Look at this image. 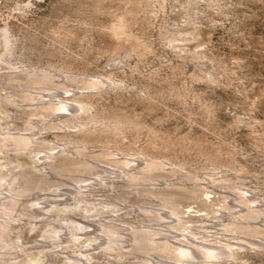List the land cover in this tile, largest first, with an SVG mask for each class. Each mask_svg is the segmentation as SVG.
I'll list each match as a JSON object with an SVG mask.
<instances>
[{"label":"rangeland","instance_id":"obj_1","mask_svg":"<svg viewBox=\"0 0 264 264\" xmlns=\"http://www.w3.org/2000/svg\"><path fill=\"white\" fill-rule=\"evenodd\" d=\"M189 1L0 0V33L5 25H9L14 35L12 47L0 41V60L16 63L17 66L13 64L16 67L50 69L58 82L65 83L57 89L59 96L52 95L55 102L76 94V100L88 97L92 106L90 114H59L62 118L56 122L64 129H44L41 119L32 117L27 106L32 102L20 99L19 104H10L3 103L0 98V128L5 126L3 131L16 128L14 131L24 132V124L30 118L39 122V127L18 136L16 149L7 146V154L0 153L2 163L10 162V156L18 163H26L25 154L38 149L36 144L40 142L47 146L54 143L65 145L67 141L61 137L65 133L77 138L78 128L68 129L63 124L69 118L78 117L75 125L86 122L90 116H100L106 121L120 118L128 123L118 134L100 133L94 142L74 139L73 144L66 145L75 158L98 162V168L83 175L85 179L81 183L71 176L59 175L49 165L46 169L39 165L36 173L48 175L50 178L47 179L60 187L38 189L23 200L119 203L122 208L119 220L139 228L164 230L157 238L168 239L174 245L184 244L181 231L188 232L193 225L194 232L201 233L196 239L193 237L196 242H202L201 238L228 241V236L237 233L222 232L220 224L231 219L230 211L224 209L206 216L205 211L199 212L200 206L204 208L199 200H188L184 207H180L188 212L182 225L186 230L180 226L179 231L172 227L176 219L170 220L168 215L167 219H148L138 210L140 205L162 213L168 211L159 198L142 195L140 191L186 184L199 188L203 199L211 197L215 200V210H220L226 201L235 206L232 211L238 212L240 207L237 206H242L239 199L244 197L252 202V206L264 211V0H214L211 4L207 0H194L195 5ZM126 8H133L135 13L131 14L133 21L129 28L132 39L121 41L123 46L110 38L107 30ZM6 67L5 63H0V76H4L0 77V96L23 91L7 83L5 75L9 70L4 69ZM67 74L90 81L111 79L117 86L97 91L83 90L82 85L70 81ZM66 90L70 93L65 94ZM82 143L87 144L86 156L76 150L83 146ZM12 150H18V154ZM104 153L110 154L109 157L103 155L106 161L111 158L136 160L125 166V172L133 173L140 171L137 169L138 160L159 158L165 163L164 173L168 177L153 183L129 182L123 173L119 176L122 165H110L104 159H101L102 163L95 161L94 157ZM172 170L177 171L175 175ZM188 173L197 178L187 180L184 176ZM103 178L105 181L101 180ZM76 184L88 186L84 189L87 193L77 195ZM71 216L87 228L78 232L76 250L59 249L64 255L52 256L54 264H64L65 256L74 258L78 252L86 254L82 250L88 248V241L94 236L91 234L100 235L99 226L104 222L102 216L85 218L79 213ZM113 216L117 217L114 208L110 207L108 218ZM253 223L264 231V214ZM121 225L128 227L127 224ZM40 228H44L41 235L48 230L44 224H40ZM62 233L68 240L72 239L69 230ZM30 234L34 240L36 232ZM36 238L42 240L39 236ZM259 238L264 240V235ZM98 244L100 242L90 248L92 256L94 253L98 255L94 264L123 261L119 260L116 251L96 250ZM33 245L30 242L29 246ZM234 249L238 252L237 246ZM39 250L34 246L30 254L46 252ZM240 250L236 259L225 257L217 264H264V250L257 247ZM137 252L128 255L124 264L167 261L161 251ZM44 264H47L46 259Z\"/></svg>","mask_w":264,"mask_h":264},{"label":"bare ground","instance_id":"obj_2","mask_svg":"<svg viewBox=\"0 0 264 264\" xmlns=\"http://www.w3.org/2000/svg\"><path fill=\"white\" fill-rule=\"evenodd\" d=\"M193 1L194 0H190V4L193 3ZM207 1L210 4L214 2V0ZM135 5L138 4L135 3ZM193 5L195 4L193 3ZM133 13H135L133 8L132 10L128 8L126 11L119 13L117 19L115 18L116 20L109 25L108 30L106 29L110 38L120 43L121 41H126L128 38L129 40L132 39L131 35H129V28L131 27V21H133L131 16ZM13 36L10 26L5 25L0 33V41H3L6 46L12 47L14 44ZM123 43L124 42H122L121 45ZM137 43L139 44V42ZM134 50L136 51L137 49L135 48ZM0 63H5L8 66L4 68L9 70L5 75L7 83L12 87L23 89V91L19 93H7L5 96H0L1 101L10 104H19L20 99L32 102L27 106L29 110H31L32 117L41 119L40 122L43 123L44 129H64L56 122L58 118H62L59 114H71L73 116L79 113L90 114L92 106L90 105L88 97L85 99L80 98L81 100L78 101L74 98V96H76V94H74V96L61 99L59 102L54 101L52 95L55 97L59 96L60 93L57 89L65 86V83L61 80L58 82L52 70L46 68L40 69V67L32 68L23 65L16 67V63L5 60H0ZM13 64H16V66ZM50 67L54 68V66ZM67 78L76 84H81V89L83 90L90 89L97 91L103 89V87L117 86L114 80L111 79L109 81H90L87 79H78L73 74H67ZM32 89L46 91L49 92V94L36 93L32 91ZM69 93V90L65 91V94ZM82 96H86V94H82ZM72 100H74V102H72ZM73 103H77L78 105H74ZM77 119L74 117L69 118L63 123L68 129L78 128L79 132L77 138L76 136L73 138L72 135L68 133L62 134L61 137L67 141L65 145L54 143L47 146L45 143L40 142L36 144L38 149L31 150L29 153L25 154L27 162L24 164H21L22 161L18 163V161L14 160L11 156L10 162L6 160L2 163L0 161V264H44L45 259L47 264H54V262H52V256L64 255L61 251L65 249L76 250L75 243L77 241L76 237L78 232H82L87 228L80 220L77 221L71 216L77 213L85 218L102 216L104 222H99L100 235L91 234L94 236L89 239L88 248L82 250V252H86V254H80V252H78V256H74V258L65 256L64 264H94V258H98V255L94 253V256H92L90 248H92V246L95 248V243L97 242H100V244H98L100 246H96V250L100 249L102 251L105 249L108 252L116 251L119 260H123L119 264H124L126 257L130 254H135L136 251L145 254L161 251L165 253L167 257V261L157 260V262H153V260H148V262L144 264H217L223 261L225 257L236 259V254H240L242 251L240 249L251 250L257 247L260 250H264V240L259 238L261 235H264V231L253 223L264 214V211L252 206V202L250 203L248 200H245L244 197H240L241 200L239 199V204L243 207L237 206L240 207L238 212L232 211L235 206L226 201H223L220 210H215L213 208L215 200L211 199V197L203 199L199 188H191L186 184L177 185L170 189H144L140 191L142 195L159 198L163 201V206L167 208L168 211L162 213L159 210H153L140 205L137 206L138 210L145 214L148 219L162 220L170 217V220H172V218H174L176 222H172L174 223L172 227L178 228V230L181 231L180 226L183 225L184 215L188 214V212L185 213L180 207H184L188 200H199L200 204L204 207L201 208L200 206L198 208L199 212L205 211L206 216L217 214L224 209L230 211L231 219L226 223L222 221L220 224L222 227L221 231L237 233L236 236H228V241L225 242L221 239L216 242V240H205V238H201L202 240L200 239L202 242H196L192 240L193 237L195 236L196 239L201 233L194 232L196 229H194L195 226L193 225L188 228V232L181 231L182 234L180 236L185 239L181 242L184 244L174 245L172 242H169L168 239L157 238V236L164 233V230L156 228L150 229L151 227L139 228L138 226H134V224H128L126 221L119 220L120 216H118V214H120L122 210L119 203L108 204L102 202V200H23L31 196L38 189H58L60 187L59 184H52L47 179L50 178L48 175L45 177L41 172V174H37L38 172L36 173V170L39 169V165L44 168L49 165L52 167V170L59 175L64 177L71 176L76 179L78 183H81V180L85 179L83 175H87V173H91L98 168L96 164L98 162L94 163V161H90L86 158H75L73 154L67 150V144H73L74 139L91 143V140L100 133L118 134L128 125L127 122V124H125V121L122 119L123 122L120 118L106 121L100 116L95 118L94 116H90L88 118L89 120L86 122L75 125ZM37 121L32 118L26 121L23 129L24 132H20V130L14 131L16 128L5 132L3 131L5 126H2V128H0V153L7 154L5 151L7 146L16 149L19 146L18 136H22V134H26V132L39 127V122ZM96 138L94 140H96ZM82 144L83 146L76 148V150L79 154L86 156L85 150H88V148H86L87 144ZM30 146H34V144H30ZM41 146L44 147L41 148ZM56 150H58L57 153H55ZM12 151H16V154H18V150ZM103 155L107 157L110 156L109 153H104L94 157L95 161L99 160L102 163L101 159H104L103 161L110 163V165L115 164L117 167L122 165V167L120 166L122 172L120 171L119 176L123 173V176H125L126 179L128 178L127 181L129 180V182L153 183L168 177V175L164 173L165 163L159 158L151 157L149 159H142V161L138 160L137 169H140V171L133 173L131 171L125 172V170L127 171L125 166H130L131 163L136 162V160H116L114 158H111V160L107 158L108 160L106 161ZM45 171H48V169ZM172 171V175H175L177 172L174 170ZM33 173L35 174L33 175ZM109 174H111V172ZM72 178L70 179L72 180ZM184 178L190 181L195 180L197 177L193 173H188ZM101 180L105 181L104 178ZM102 181L97 182L95 180L98 184H101ZM93 186L95 185H92V187ZM87 188L88 186L79 185L76 188L77 190L74 189L77 195L83 196L87 193L84 191V189ZM80 198L83 199V197ZM94 202L96 203L94 204ZM110 207L114 208V214H116L117 217L113 216L112 218H108V210ZM133 209L137 210L135 207H133ZM127 215L128 214H126V216ZM167 215L169 217H167ZM22 216H24V218H22ZM189 216L193 215L189 214ZM39 218L41 219L38 221ZM24 220L28 221L24 223ZM121 223L127 224L128 227L124 228ZM24 224H28V226ZM40 224H44L45 228L46 225L48 227V230L43 232L44 235H41L44 228H40ZM66 230H69L72 239L68 240L66 235H62V231ZM182 230H186V226H182ZM32 231L36 232V234H34V240H32V236H30V232ZM88 232H90V228H88ZM36 236L41 237L42 240H37ZM233 240L237 242H233ZM30 242L34 245L29 246ZM88 242H86V244H88ZM34 246H36V249L46 250V252L43 253L39 250V254H30ZM234 246L238 247V252H236ZM59 249H61V251H59ZM126 262H128V260H126ZM132 264H134V262H132Z\"/></svg>","mask_w":264,"mask_h":264}]
</instances>
